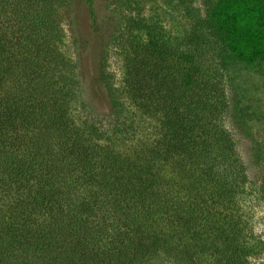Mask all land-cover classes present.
<instances>
[{"label": "trees", "instance_id": "trees-1", "mask_svg": "<svg viewBox=\"0 0 264 264\" xmlns=\"http://www.w3.org/2000/svg\"><path fill=\"white\" fill-rule=\"evenodd\" d=\"M95 3L0 0V264H252L247 165L202 46L179 50L130 0ZM80 4L109 102L98 116L65 42ZM209 23L230 60H264V0H215Z\"/></svg>", "mask_w": 264, "mask_h": 264}, {"label": "rangeland", "instance_id": "rangeland-1", "mask_svg": "<svg viewBox=\"0 0 264 264\" xmlns=\"http://www.w3.org/2000/svg\"><path fill=\"white\" fill-rule=\"evenodd\" d=\"M104 1L96 0L99 12L104 9ZM130 1L134 12L156 27L179 50H187L192 40L201 45L204 65L220 81L228 105L223 125L234 138L249 176L244 209L253 229L251 240L254 238L258 245L250 260L252 264H264V60L254 64L235 62L217 46L209 23V9L215 0ZM71 17L68 14L63 17L65 42L79 66L82 95L89 106L84 111L91 116L102 115L108 111L109 102L96 77L98 41L90 35L88 14L83 4L75 18ZM76 39L86 41L87 47L75 50L73 42ZM118 54L113 51L107 61L116 86L123 75Z\"/></svg>", "mask_w": 264, "mask_h": 264}]
</instances>
